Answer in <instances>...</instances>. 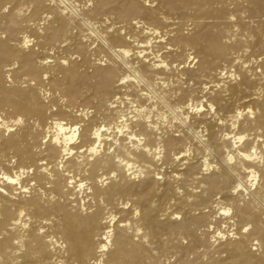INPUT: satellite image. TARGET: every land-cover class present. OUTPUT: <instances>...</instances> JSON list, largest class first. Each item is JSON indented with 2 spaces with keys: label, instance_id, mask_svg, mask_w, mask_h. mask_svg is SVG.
Masks as SVG:
<instances>
[{
  "label": "bare ground",
  "instance_id": "1",
  "mask_svg": "<svg viewBox=\"0 0 264 264\" xmlns=\"http://www.w3.org/2000/svg\"><path fill=\"white\" fill-rule=\"evenodd\" d=\"M0 264H264V0H0Z\"/></svg>",
  "mask_w": 264,
  "mask_h": 264
},
{
  "label": "rangeland",
  "instance_id": "2",
  "mask_svg": "<svg viewBox=\"0 0 264 264\" xmlns=\"http://www.w3.org/2000/svg\"><path fill=\"white\" fill-rule=\"evenodd\" d=\"M186 24H189L190 22H185ZM260 53V52H259ZM259 53H251V52H248L246 53V57L245 59H249V57H254V55H257Z\"/></svg>",
  "mask_w": 264,
  "mask_h": 264
},
{
  "label": "snow or ice",
  "instance_id": "3",
  "mask_svg": "<svg viewBox=\"0 0 264 264\" xmlns=\"http://www.w3.org/2000/svg\"><path fill=\"white\" fill-rule=\"evenodd\" d=\"M81 187H83V185H81ZM245 231H247V229H245Z\"/></svg>",
  "mask_w": 264,
  "mask_h": 264
}]
</instances>
